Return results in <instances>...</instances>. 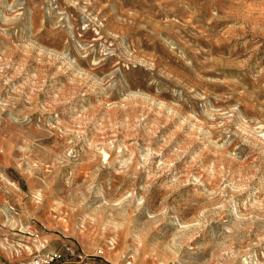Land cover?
Returning <instances> with one entry per match:
<instances>
[{
  "label": "rangeland",
  "instance_id": "rangeland-1",
  "mask_svg": "<svg viewBox=\"0 0 264 264\" xmlns=\"http://www.w3.org/2000/svg\"><path fill=\"white\" fill-rule=\"evenodd\" d=\"M39 251L264 264V0H0V264Z\"/></svg>",
  "mask_w": 264,
  "mask_h": 264
},
{
  "label": "built area",
  "instance_id": "built-area-1",
  "mask_svg": "<svg viewBox=\"0 0 264 264\" xmlns=\"http://www.w3.org/2000/svg\"><path fill=\"white\" fill-rule=\"evenodd\" d=\"M59 259V255L56 252H38L31 259L20 264H54Z\"/></svg>",
  "mask_w": 264,
  "mask_h": 264
},
{
  "label": "crops",
  "instance_id": "crops-1",
  "mask_svg": "<svg viewBox=\"0 0 264 264\" xmlns=\"http://www.w3.org/2000/svg\"><path fill=\"white\" fill-rule=\"evenodd\" d=\"M17 255H15V257H17V259L19 258L20 259V257H19V254L20 253H16ZM20 260H22V259H20ZM7 262H10V261H7Z\"/></svg>",
  "mask_w": 264,
  "mask_h": 264
}]
</instances>
